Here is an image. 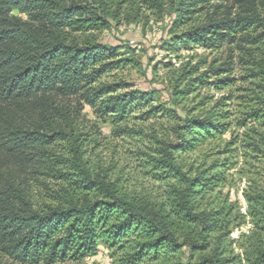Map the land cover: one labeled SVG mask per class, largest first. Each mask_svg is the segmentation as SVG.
Wrapping results in <instances>:
<instances>
[{
	"label": "trees",
	"instance_id": "1",
	"mask_svg": "<svg viewBox=\"0 0 264 264\" xmlns=\"http://www.w3.org/2000/svg\"><path fill=\"white\" fill-rule=\"evenodd\" d=\"M138 2L170 16L161 50L225 56L208 66L202 58L176 75L174 104L198 99L183 117L155 105L154 92L103 82L140 64L135 49L95 36ZM138 2L0 0V250L17 264L80 263L102 249L122 254L120 264H264V183L244 193L245 214L222 194L232 163L186 169L178 159L204 146L231 154L236 137L224 138L237 126L248 131L246 146L264 166V134L249 126L264 127V0ZM235 65L246 74L235 77ZM239 81L247 87L237 97ZM83 106L116 126L137 111L143 120L174 123L173 140L151 136L147 164L166 188L158 199L138 196L110 169L89 165L79 129ZM36 190L51 203L37 207ZM246 223L251 233L233 238ZM167 254L183 258L169 262Z\"/></svg>",
	"mask_w": 264,
	"mask_h": 264
},
{
	"label": "rangeland",
	"instance_id": "2",
	"mask_svg": "<svg viewBox=\"0 0 264 264\" xmlns=\"http://www.w3.org/2000/svg\"><path fill=\"white\" fill-rule=\"evenodd\" d=\"M132 1L136 3L139 0ZM138 6H140L139 12H137ZM260 12L264 17V6L260 7ZM107 21L110 28L103 33L95 34L97 41L112 47L127 46L135 49L133 57L140 64L115 71L108 75L103 82L124 81L130 86V91L154 92L155 105H164L165 109H171L182 117L185 115L184 107L194 106L198 103V99L190 97L181 105L174 104L173 83L176 75L180 74L185 66L196 65L202 58L207 59L208 66L215 58L220 60L216 65L220 64L225 57L210 55L201 49L183 51L179 54L161 50L163 42L169 41L170 38L168 34L170 16L168 13L159 15L156 10L149 9L139 2L136 6L125 5L117 20L108 19ZM206 69L203 68L200 72H204ZM233 73L237 78L246 74L239 65H235ZM242 87L247 86L239 81L233 90L237 97L242 94L239 90ZM205 93L203 92L202 95ZM213 96L218 98L220 94L213 93ZM70 104L74 107L77 102L73 100ZM234 108L240 110L236 106ZM80 111L79 129L83 133L81 144L86 151L89 165L93 169H110L113 177H120L125 188L137 193L138 196L158 199V195L164 193L166 188L153 178L152 169L147 164V155L152 153L154 147L152 135H157L160 139L173 140L174 137L170 130L174 123L161 116L143 120L140 117L142 112L137 111L133 115V120L116 126L99 119L87 106H83ZM249 126L252 130L264 134V127L257 124ZM125 128L135 133L128 134L124 130ZM232 133L233 135H231ZM247 133V130L235 126L232 132L225 136L224 143L232 141L234 137L237 141L229 155H217L223 147L218 150L204 146L193 153L178 158L186 169H189L192 164L197 167L202 163H205L206 167H210L217 159L222 163H225L224 160H227L229 164L232 163L226 170L228 182L222 190V194L229 198L231 204L239 206L241 212L245 214L247 210L244 193H249L258 187V182L264 183V166L257 162L259 158L256 156L259 154H255L246 146L248 142H251L250 138L246 136ZM46 196H48L46 191H35L33 201L37 207L51 203ZM253 229L254 226L251 223H246L236 228L232 237L238 238L242 234L249 235ZM121 255L119 253L116 257H112L110 251L102 249L97 257L87 258L80 263L67 262L64 264H120ZM180 258H183V255L167 254L169 262H176ZM0 264L17 263L0 250ZM146 264L156 263L148 262Z\"/></svg>",
	"mask_w": 264,
	"mask_h": 264
}]
</instances>
